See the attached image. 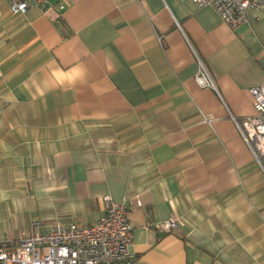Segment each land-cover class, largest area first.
Returning a JSON list of instances; mask_svg holds the SVG:
<instances>
[{"label":"crops","instance_id":"1","mask_svg":"<svg viewBox=\"0 0 264 264\" xmlns=\"http://www.w3.org/2000/svg\"><path fill=\"white\" fill-rule=\"evenodd\" d=\"M263 83L264 8L232 32L180 0H0V248L109 197L135 264H264V159L232 121Z\"/></svg>","mask_w":264,"mask_h":264},{"label":"built area","instance_id":"2","mask_svg":"<svg viewBox=\"0 0 264 264\" xmlns=\"http://www.w3.org/2000/svg\"><path fill=\"white\" fill-rule=\"evenodd\" d=\"M12 15L30 8L45 12L50 0H7ZM198 8L210 7L232 32L246 23L248 10L264 8V0H180ZM59 5L58 10L63 11ZM194 82L200 88L213 89L203 64L198 61ZM255 115L232 121L257 162L264 159V83L249 90ZM103 214L89 227L54 224L44 228L39 221L31 224V233L12 248H0V264H135L129 252L133 227L128 221L125 203L102 198ZM177 227L175 220L158 228L169 232Z\"/></svg>","mask_w":264,"mask_h":264}]
</instances>
